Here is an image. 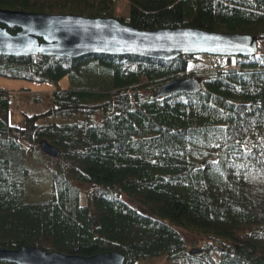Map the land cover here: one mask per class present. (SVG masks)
<instances>
[{"label": "trees", "instance_id": "16d2710c", "mask_svg": "<svg viewBox=\"0 0 264 264\" xmlns=\"http://www.w3.org/2000/svg\"><path fill=\"white\" fill-rule=\"evenodd\" d=\"M0 7L264 39V0H0ZM199 55H0L1 76L71 81L52 91L49 107L24 114V126L8 121L11 91L0 87V245L116 250L124 264H264V53L227 57L199 92L151 97L165 81L192 76ZM40 140L60 149L56 166ZM37 175L48 180L47 196L33 199L26 184ZM178 228L208 241L188 252Z\"/></svg>", "mask_w": 264, "mask_h": 264}, {"label": "water", "instance_id": "95a60500", "mask_svg": "<svg viewBox=\"0 0 264 264\" xmlns=\"http://www.w3.org/2000/svg\"><path fill=\"white\" fill-rule=\"evenodd\" d=\"M16 28L11 32L9 29ZM258 40L234 32H217L191 26L140 29L115 17L40 13L0 7V55L66 56L90 54L135 55L171 60L180 55L209 54L226 57L253 56ZM201 81L193 76L175 77L159 85L152 98L174 93L199 92ZM40 149L57 157L60 149L42 140ZM96 223V218L94 216ZM199 249H192L195 253ZM0 262L13 264H124L116 250L92 255L47 251L36 245L16 249L0 245Z\"/></svg>", "mask_w": 264, "mask_h": 264}, {"label": "rangeland", "instance_id": "374dc122", "mask_svg": "<svg viewBox=\"0 0 264 264\" xmlns=\"http://www.w3.org/2000/svg\"><path fill=\"white\" fill-rule=\"evenodd\" d=\"M126 4L120 1L119 12L125 11ZM123 12V11H122ZM258 52L264 53V39L258 40ZM193 77H196L200 81H203L206 74L216 70L217 68L226 66L227 57L220 55H209L200 54L197 61H193ZM71 81L68 76H64L58 82H38L31 81L21 78H11L0 75V87L7 88L11 91L10 98V109L8 112V121L11 124H16L18 126L25 125V115L32 114L36 112H41L44 108L49 107L50 101L48 96L57 88L66 89L70 86ZM155 90V89H154ZM153 90V91H154ZM152 91V92H153ZM151 93L150 90H141L142 95H147ZM36 94H40L42 97L40 101H29V99L34 98ZM41 141V140H40ZM58 159L56 157H51L48 160V164L51 167L56 166ZM42 175H37L35 178L30 177L26 184V190L28 195L33 199H38L47 196L46 185L48 180L43 181ZM77 185L85 189V184L77 182ZM84 202V197L83 200ZM178 230L183 235L185 242L187 244V251L192 249H199L200 251L207 243V238L203 236L195 235L187 230L178 228ZM199 251V252H200ZM211 255L214 258H218V252L215 250L211 251ZM141 264H189L188 260L180 261H166L164 259L155 258L151 260L143 261Z\"/></svg>", "mask_w": 264, "mask_h": 264}]
</instances>
